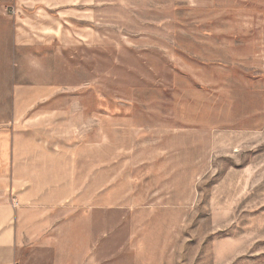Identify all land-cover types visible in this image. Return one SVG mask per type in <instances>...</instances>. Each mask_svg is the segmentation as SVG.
I'll list each match as a JSON object with an SVG mask.
<instances>
[{"label": "rangeland", "instance_id": "obj_1", "mask_svg": "<svg viewBox=\"0 0 264 264\" xmlns=\"http://www.w3.org/2000/svg\"><path fill=\"white\" fill-rule=\"evenodd\" d=\"M13 129L57 154L18 264H264V0H0Z\"/></svg>", "mask_w": 264, "mask_h": 264}, {"label": "crops", "instance_id": "obj_2", "mask_svg": "<svg viewBox=\"0 0 264 264\" xmlns=\"http://www.w3.org/2000/svg\"><path fill=\"white\" fill-rule=\"evenodd\" d=\"M45 156L54 160L57 154L44 151L41 137L14 129L9 134L0 131V178H7L3 185L13 192L22 190L23 193V198L18 199L19 206L12 205L13 199L0 195V264H18L17 250L25 241L29 244L31 236L44 234L41 231L47 225L45 220L54 218V212L47 216L45 210L38 209L48 203L47 187L51 185L47 183L51 165L43 161ZM29 203L35 208L28 209Z\"/></svg>", "mask_w": 264, "mask_h": 264}]
</instances>
